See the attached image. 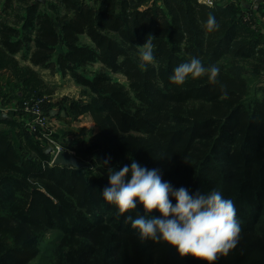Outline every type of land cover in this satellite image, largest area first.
<instances>
[{"label":"trees","instance_id":"1","mask_svg":"<svg viewBox=\"0 0 264 264\" xmlns=\"http://www.w3.org/2000/svg\"><path fill=\"white\" fill-rule=\"evenodd\" d=\"M209 14L218 29L207 30ZM0 18V104L43 97L40 66L68 73L86 97L68 106L65 98L58 111L88 114L95 126L62 137L88 162L79 167L51 162L19 107L0 114V264H31L48 230L60 236L46 264H206L139 239L126 216H144L143 205L119 215L103 198L108 157L117 171L132 160L159 169L190 194L220 191L236 206L241 234L214 264H264V24L254 8L241 0H0ZM149 35L154 61L141 68L138 46ZM192 58L219 67L218 82L172 83ZM54 108L43 102L45 114Z\"/></svg>","mask_w":264,"mask_h":264},{"label":"clouds","instance_id":"2","mask_svg":"<svg viewBox=\"0 0 264 264\" xmlns=\"http://www.w3.org/2000/svg\"><path fill=\"white\" fill-rule=\"evenodd\" d=\"M218 27L215 17L209 14L207 30ZM153 39L149 35L145 44L138 46L142 49L141 68L154 61ZM219 71L217 66L205 67L198 58H192L176 67L170 80L183 85L190 76L195 79L207 75L209 82L216 84ZM224 96L227 98V93ZM110 160L108 157L103 161L110 185L103 189V198L117 207L119 215L133 212L137 200L143 205L144 216H126V222L137 230L141 241L164 242L175 248L181 257L191 256L206 264H214L220 256H227L239 243L241 225L236 206L220 191L190 194L187 188L177 189L164 181L159 169H148L132 160L130 166L117 171L108 167ZM170 197L175 199V205ZM153 210L161 215L150 216Z\"/></svg>","mask_w":264,"mask_h":264},{"label":"rangeland","instance_id":"3","mask_svg":"<svg viewBox=\"0 0 264 264\" xmlns=\"http://www.w3.org/2000/svg\"><path fill=\"white\" fill-rule=\"evenodd\" d=\"M41 1L44 2V0H41ZM223 1H225V0H223ZM249 17L250 16H246V19H250ZM82 39L87 41L86 37H83ZM16 58L19 59L20 58V54H18ZM21 64L24 65V64H28V63H25V62L21 61ZM97 66H98V64H95L94 68L97 67ZM33 69L38 72L39 76L44 81L43 84L45 85V87L43 89L44 95H43V97H41V99H42V102L40 103L41 107H43V102L45 100H46V102L53 103L55 106H57L59 108L60 107L59 102H61L65 98L67 99L66 100V105L67 106H68V104H69L71 99H82V100L86 99V97L83 96V94H82V91H81L82 88L75 83L73 78L68 73L67 74H61L58 71H50L49 69H46V68H43V67H40V66H33ZM114 75L120 81H122V82L126 81L125 78L121 74H114ZM25 100H27V99H25ZM13 103L15 104V102H13ZM0 105H2V104H0ZM3 106H5V105H3ZM6 106H8V107L4 108V111H2L0 113L1 114L5 113L7 115L13 114L14 111H15V110H12V108H11L13 105L12 104H10V105L6 104ZM17 107L20 108V110L22 111V115L23 116L27 115V113L24 112L23 106L21 104L17 105ZM17 115H18V113H17ZM47 117H48L47 118L48 119L47 120L48 127L51 130V132L54 134L53 137H55L58 141H60L61 143H63L64 145L67 146L66 142H64L62 140V137H63V139H66L64 137L65 134L61 135L62 131H64V128L60 127V129H62V131L59 132V130L55 127V124H53L54 122H52L49 119V116H47ZM67 118H68L69 121H71V120L73 121L74 119H75L74 120L75 122L81 121L82 123L86 124L85 127H90V126L92 127V121L93 120L89 117L88 114H79V115H77L75 117H73L71 115L70 116L67 115ZM87 125H89V126H87ZM78 126H73V127L77 128ZM72 130L75 131L74 128H72ZM80 130H82V132H83L82 136L87 135L90 131H93L92 128H88L85 131L83 128L79 127V131ZM67 131H69V130H67ZM35 137H36V135H35ZM81 137H77V138H81ZM74 139H76V138H74ZM69 140H71V138ZM73 140H72V142H73ZM46 142H47V140H45V144H46ZM72 153L74 154L73 150H72ZM77 160L80 163L79 167H82V166L88 164V162L81 161L78 158H77ZM59 236H60V232L58 230H48V231H46L43 234V237H42L41 242H40L39 255L31 264H46L48 259H49V257H50L53 245L58 241V237Z\"/></svg>","mask_w":264,"mask_h":264},{"label":"built area","instance_id":"4","mask_svg":"<svg viewBox=\"0 0 264 264\" xmlns=\"http://www.w3.org/2000/svg\"><path fill=\"white\" fill-rule=\"evenodd\" d=\"M208 3H211V0H205ZM42 102L41 98L37 99H27L24 100L21 105L23 106L24 112L27 113V115L23 116L24 125L25 127L36 135L37 139L44 144V146L50 145L51 146V162H53V159L55 155L62 151H68L72 153V150L69 149L66 145L58 141L54 136V134L51 132V130L48 127L47 122V114L43 112V109L40 105ZM11 107L12 110H16L17 106L16 104H12ZM8 106L0 105V110L4 111V108ZM45 140H47L45 144Z\"/></svg>","mask_w":264,"mask_h":264},{"label":"crops","instance_id":"5","mask_svg":"<svg viewBox=\"0 0 264 264\" xmlns=\"http://www.w3.org/2000/svg\"><path fill=\"white\" fill-rule=\"evenodd\" d=\"M241 1H244L245 4H247L251 8H254L255 9V13H256V15L258 17V20L260 22H263V24H264V0H241ZM8 11L10 12L9 9H8ZM9 12L5 14V17H6L7 20H9V24H13L14 18L9 17V14H10ZM4 13H1V15L3 16ZM4 21H5V18H4ZM19 24H20V22H17V24H15V25L18 26ZM262 31L264 32V26L262 27ZM10 104H14V103L12 102V103H9L7 105H10ZM57 108L58 107L55 106V108L53 109L55 111L51 110L53 112L50 113L49 119L52 122H54L53 124H55V127L59 130V132L62 131V129H60V127H63L64 128V131H62V134L61 135L65 134L64 137L66 139H70V138L71 139H74V138H77V137H81L82 134H83V132H82V130L79 131V127L83 128L85 131L88 128H92L93 130H95V126H94V122L93 121H92V127L91 126L90 127H85L86 124L82 123L81 121L75 122L74 121L75 119L73 121L72 120L69 121L68 120L69 117L67 118V115H65L64 111H62V110L58 111ZM0 112H2V111L0 110ZM73 126H78V127L76 128V127H73ZM87 126H89V125H87ZM72 128H74L75 131H73ZM67 130H69V131H67Z\"/></svg>","mask_w":264,"mask_h":264},{"label":"water","instance_id":"6","mask_svg":"<svg viewBox=\"0 0 264 264\" xmlns=\"http://www.w3.org/2000/svg\"><path fill=\"white\" fill-rule=\"evenodd\" d=\"M53 111H55V110H53ZM53 111H51V113ZM7 116L8 115L5 113L1 114L2 118L7 117ZM45 151L50 152L51 146L50 145L45 146ZM53 163H62V164H68V165H72V166H79L80 165V163L78 162L75 155L71 152H68V151H62V152L57 153L53 159Z\"/></svg>","mask_w":264,"mask_h":264}]
</instances>
